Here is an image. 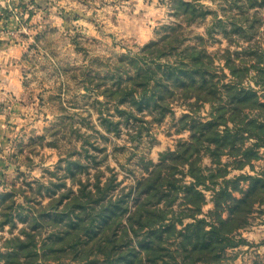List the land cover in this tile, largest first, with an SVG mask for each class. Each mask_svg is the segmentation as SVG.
I'll list each match as a JSON object with an SVG mask.
<instances>
[{
  "label": "rangeland",
  "instance_id": "obj_1",
  "mask_svg": "<svg viewBox=\"0 0 264 264\" xmlns=\"http://www.w3.org/2000/svg\"><path fill=\"white\" fill-rule=\"evenodd\" d=\"M143 5L135 16L132 13L137 8L136 0H69L64 7L59 6V0H8L0 10V17L12 20L0 23V34L7 37L0 41V51L15 47L11 66H15L19 89H22L19 98L13 96L12 102L0 106V115L4 116L0 123L5 125L0 129V194H10L0 198V209L12 199L31 213L30 207L38 209L48 203L51 190L55 197L67 189L75 192L79 182H93L96 178L101 183L110 178L117 190L121 187L127 190L135 180L146 177V168L151 170L165 152L175 154L173 177L189 182L192 178L188 166L179 164L176 151L190 139L191 120L208 121L226 103L222 85L232 83L230 69L239 74L235 80L242 78L237 86L253 88L264 100L257 74L258 69H264V5L258 6L253 0H143ZM149 9L155 15L148 16ZM168 26L178 30L181 48L202 51L210 72L208 79L223 92L221 99L202 102L194 96L184 99L177 95L171 101L170 111L160 121L152 120L147 112L136 114L137 120H125V114L116 112L106 93V88L116 79L115 66L120 64L122 55L137 52L163 34L172 33ZM139 30H143L146 42L139 39ZM46 84L50 86L44 87ZM20 109L25 111L21 113ZM243 111L247 114L235 117L227 104L220 121L226 120L230 128L234 121L236 128L240 127L241 119L243 124L254 120L250 126L258 123L255 111L248 112L247 108ZM17 115L25 121L18 131L12 120ZM108 121L117 123L116 128ZM241 129L237 130L241 136L237 138L250 146L253 137ZM199 152L196 165L200 169V181L205 184L199 187L205 194V202L198 218L208 217L213 208V191L224 178L254 175L264 168V148L258 149L259 159L241 168L239 156L233 153L214 156L205 149ZM48 153L57 157L51 164L48 160L52 156ZM76 160L86 169L78 171L71 165L75 171L72 175L66 167ZM113 163L115 168L111 166ZM240 186L246 188V182H240ZM233 194L238 196L236 192ZM181 198L180 193L172 207L167 208L165 218L173 219L176 224L174 230L163 227L161 235L167 250L161 252L164 255L158 260L161 262L148 264L194 261L175 251L181 222L190 221L186 216L189 211L180 206ZM254 208L246 227L239 235H231L235 241L238 238L243 241L226 248L220 260L210 264H264V203ZM5 218L0 210V223ZM29 225L28 221L18 220L14 225L0 224V264H3V253L10 247L8 241L22 236L21 229H28ZM36 226L33 231L39 230L41 238L50 230L48 226ZM110 230L104 238H108ZM44 259V264L106 263L101 253L82 260L72 254H50Z\"/></svg>",
  "mask_w": 264,
  "mask_h": 264
},
{
  "label": "trees",
  "instance_id": "obj_2",
  "mask_svg": "<svg viewBox=\"0 0 264 264\" xmlns=\"http://www.w3.org/2000/svg\"><path fill=\"white\" fill-rule=\"evenodd\" d=\"M253 1L258 6L264 5V0ZM167 28L173 32L163 34L137 52L122 55L120 64L115 66L116 79L106 88V93L116 112L125 114V120H137L136 114L147 112L152 120L160 121L170 111L171 101L177 95L184 99L194 96L202 102L221 99L223 92L208 79L210 72L202 51L181 48L182 38H179L178 30L173 26ZM230 73L234 78L232 83L222 85L227 95L226 103L220 105L216 109L220 111L208 121L191 120L190 139L181 143L176 151L179 164L188 166L191 181L173 177L175 154L165 152L151 170L146 168L147 176L135 180L127 190L124 187L117 190L110 178L104 183L98 178L93 182H79L75 192L67 189L55 197L51 190L48 203L38 209L30 207L31 213L10 199V203L0 209L6 217L0 224L10 222L14 225L18 220L28 221L30 225L28 229H21L23 237L15 236L8 241L10 247L3 253V264H44V256L50 254H72L82 260L100 253L105 264L157 262L164 256L161 252L167 250L164 246L166 240L161 235L163 227L167 228L165 230L176 229L173 219L165 217L167 208L172 207L180 193L183 200L180 206L189 211L186 216L190 221L183 224L179 220L182 228L177 232L179 239L175 251H180L183 258L193 259L190 264L196 261L215 263L226 248L243 241L242 238L235 241L231 235H239L249 223L255 205L264 203V168L254 175L224 178L213 191V208L208 217H197L205 202V194L199 188L205 184L200 181V169L196 165L199 150L205 149L214 156L233 153V156H239L241 168L259 159L258 149L264 148V100L253 88L237 86V81L242 78L235 80L239 74H235L234 69H230ZM257 74L259 86L264 91V69H258ZM227 104H230L233 116L243 114L244 108L248 112L255 111L258 123L250 126L248 124L254 120L243 124L241 119L240 127L236 128L235 116L229 117L234 121L233 128L228 127L226 120L220 121ZM120 105L125 107L119 108ZM108 124L113 123L108 121ZM113 125L116 128L117 123ZM239 128L253 137L250 146H245L244 141L237 138L241 137L237 132ZM71 165L78 171L86 169L79 160L69 162L66 169L72 175L75 171ZM240 182H246V188H242ZM5 197L10 194H0L1 199ZM36 224L50 227L49 231L45 229L47 234L43 238L39 237V230L33 231ZM110 228L106 239L105 232Z\"/></svg>",
  "mask_w": 264,
  "mask_h": 264
},
{
  "label": "clouds",
  "instance_id": "obj_3",
  "mask_svg": "<svg viewBox=\"0 0 264 264\" xmlns=\"http://www.w3.org/2000/svg\"><path fill=\"white\" fill-rule=\"evenodd\" d=\"M69 2V0H59V6L60 7H64L67 3ZM155 2V0H154ZM205 2H207V0H205ZM7 3V0H0V8H4L5 5ZM136 4H137V8L136 10L132 13L134 16L140 11V9L142 7H144L143 5V0H136ZM74 7H80L79 5H73ZM83 10V9H81ZM124 11H127V9H125ZM87 15H91V12H87L86 13ZM148 16H153L155 15L154 12H152L150 9L148 10V13H147ZM38 18V17H37ZM27 19V18H26ZM150 22V21H149ZM82 23V22H81ZM85 27H89L88 25H84ZM108 28L110 31H112V28H111V25H108ZM21 31H26V29H21ZM138 36H139V39L143 42H146V38L144 37V32L143 30H139L138 32ZM7 37L0 34V41H3V40H6ZM15 54H16V49L15 47H10L8 48V50L5 52V51H0V77H4V80L7 81L10 79V77L8 76H5V72L8 71V68L5 67V65H8V66H11V59H14L15 58ZM12 75L14 76L15 75V72L13 71ZM50 86L49 84H46L44 85V87H48ZM3 84H0V88H3ZM11 91L12 92V96H15L17 98H19V92L22 91V89H19L18 85L13 88V87H8L4 90L3 93H0V100H3L4 98V95ZM9 101L12 102V97H8ZM100 99L102 100L103 97H100ZM205 107H207V105H205ZM25 111V109H20V112L23 113ZM41 120L45 119V115L42 114L41 117H40ZM47 119H51V115H47ZM4 120V116L3 115H0V121H3ZM13 122L17 125L16 127V130L18 131L19 130V125L23 124L25 121L23 119H21V117L19 115L17 116H14L12 118ZM5 128V125L3 123H0V129H3ZM49 155L52 156V159L51 160H48V164H51L53 163L57 157L55 155H53L52 153H48ZM113 168L116 167V165L113 163L111 165ZM121 179H123V177H121ZM208 207L210 208L211 205L209 204Z\"/></svg>",
  "mask_w": 264,
  "mask_h": 264
},
{
  "label": "crops",
  "instance_id": "obj_4",
  "mask_svg": "<svg viewBox=\"0 0 264 264\" xmlns=\"http://www.w3.org/2000/svg\"><path fill=\"white\" fill-rule=\"evenodd\" d=\"M8 1V0H7ZM7 4V3H6ZM6 6V5H5ZM0 10H2V8H0ZM10 23V22H12V20H11V18L9 17H7V18H2V17H0V23ZM11 64H12V62H11ZM5 67L6 68H8V71L7 72H5V76H8V77H10V79L9 80H7V81H5L4 80V77H0V84H3V88H0V93H3L4 92V90L6 89V88H8V87H13V88H15L17 85H18V78H17V76H16V73H15V75L13 76L12 75V73H13V71L15 72V66H8V65H5ZM18 87H20L19 85H18ZM8 97H13L12 96V92L11 91H9V92H7L5 95H4V98H3V100H0V106H1V103H9V99H8Z\"/></svg>",
  "mask_w": 264,
  "mask_h": 264
}]
</instances>
